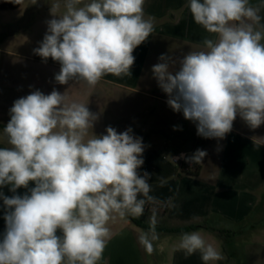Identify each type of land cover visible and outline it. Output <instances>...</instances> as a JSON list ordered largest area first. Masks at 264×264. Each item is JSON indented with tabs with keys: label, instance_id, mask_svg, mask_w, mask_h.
<instances>
[{
	"label": "clouds",
	"instance_id": "9594fccd",
	"mask_svg": "<svg viewBox=\"0 0 264 264\" xmlns=\"http://www.w3.org/2000/svg\"><path fill=\"white\" fill-rule=\"evenodd\" d=\"M20 0H16V3ZM37 0H32L35 4ZM145 0H62L51 3L53 18L34 52L61 64L55 81L94 87L105 75H130L134 50L154 30ZM194 22L215 38L190 50L177 63L162 54L152 72L167 104L196 123L197 135L223 140L237 115L250 128L264 124V0H188ZM98 114L69 101L67 91L37 90L17 99L3 129L9 147L0 148V186L28 188L30 195L2 196L8 211L0 241V264H99L111 239L110 222L139 217L149 195L150 174L138 171L145 146L129 128L93 132ZM175 130V129H174ZM264 138H254V143ZM207 155L197 149L187 162ZM167 206V205H166ZM155 215L138 242L148 253L159 237ZM60 231L62 235H57ZM179 248L199 251L204 264L223 259L199 232L183 233Z\"/></svg>",
	"mask_w": 264,
	"mask_h": 264
},
{
	"label": "crops",
	"instance_id": "0c3cea01",
	"mask_svg": "<svg viewBox=\"0 0 264 264\" xmlns=\"http://www.w3.org/2000/svg\"><path fill=\"white\" fill-rule=\"evenodd\" d=\"M6 1L0 0V5ZM250 2L259 4L261 0ZM187 4L188 0H145V18H152L154 30L134 50L135 62L130 75H105L94 87L82 81L57 83L55 75L61 68L58 61L46 63L30 57L27 60L35 70L27 73L21 62L25 59L19 53L0 47V125L6 126L9 122L10 109L17 99L37 90L45 95L54 89L61 94L67 91L70 102L85 104L91 112L98 114L93 128L100 126L108 112L117 113V107L108 106L111 97L130 96L131 117L147 115L156 106L169 109L168 95L158 86L152 72L153 65L159 63V57L164 54L177 61L172 67L175 72L184 55L190 50L202 49L205 38H215L194 22ZM261 16L264 17V9ZM144 120L147 128L149 118L146 116ZM144 136L148 137L149 133ZM254 138H264V124L253 129L237 115L232 131L223 139L214 156L212 168L204 161L194 164L200 166V171L196 177H191L185 172L194 171V166H181L183 173L179 174L169 164H160L157 172L169 184L161 192H150L149 195H155L154 205H167L168 212L165 214L163 209L146 204L143 214L136 218L147 225H150L147 219L155 215L157 225L163 220L181 226L207 223L219 230L236 231L237 234L227 240L229 249H224L222 238L210 230L201 228L193 232H199L223 257L209 264H224L226 254L240 264H264V227L259 225L264 221V141L254 143ZM9 146L0 127V148ZM150 153L147 157L151 164L142 170L141 175L146 171L153 176L156 171L152 148ZM181 153L188 157L187 152ZM33 187L35 183L30 181L28 188L21 187L12 192L11 185H4L0 186V194L9 198L14 195L22 197L30 195ZM7 211L0 197V241L6 231L4 216ZM109 227L111 239L99 264H204L199 251L188 255L179 248L181 235L170 240L171 236L156 232L159 238L153 242L154 251L148 253L138 242L139 234L147 229L137 226L128 217L110 222ZM246 227L254 231L248 240L244 239ZM57 235L62 233L58 231Z\"/></svg>",
	"mask_w": 264,
	"mask_h": 264
},
{
	"label": "rangeland",
	"instance_id": "374dc122",
	"mask_svg": "<svg viewBox=\"0 0 264 264\" xmlns=\"http://www.w3.org/2000/svg\"><path fill=\"white\" fill-rule=\"evenodd\" d=\"M56 2L58 0H37L33 4L32 0H24L17 11L0 10V47L19 53L22 56L21 58L25 59L21 60V62L23 63V69L27 73L35 70L34 65L27 59L30 57L35 58L34 49L39 47L47 33V21L53 18L50 13L51 3ZM59 2L61 3L59 12L62 13L64 11L62 1L59 0ZM84 2L88 3L90 0H84ZM108 101V106L113 107L112 109L117 107V113L108 112L105 114L100 126L93 128L92 132L96 136H102L107 134L106 128L109 126L114 128L117 133H122L130 128L134 137L142 138L145 150L142 156L144 164L138 170L140 174L144 168H147L148 165L150 166L151 163L150 160L148 161L149 157L147 156L148 153L149 155L151 154V148L153 149L154 169L156 171L149 179L150 192H161L163 187L169 184L168 181L164 180V176L157 172L160 164H169L179 174L183 173L181 164H175L172 160L174 155H178L182 151L187 152L188 157H191L197 149L206 151L207 155L203 161L209 165V168L213 167L211 165H213L214 156L219 152V147L223 140L207 139L197 135L196 123L186 120L182 112H175L171 107L167 109V106L164 108L156 106L152 108V112L145 114L149 118L146 128L145 115L136 117L129 115L132 106L130 96L122 98L119 96L111 97ZM146 133H149L148 137L144 136ZM151 217L147 219V222H150ZM155 225L157 224L155 223ZM158 225L167 227L181 226L176 222H168L166 220H163ZM259 225L264 227V221ZM244 231L247 234L244 238L245 240H248L249 234L254 232L249 227H246ZM169 236H171L170 240L176 238V235ZM222 241L224 242V240ZM228 246L224 245L226 249H229ZM224 257V264H240L236 258H230L227 254Z\"/></svg>",
	"mask_w": 264,
	"mask_h": 264
},
{
	"label": "trees",
	"instance_id": "16d2710c",
	"mask_svg": "<svg viewBox=\"0 0 264 264\" xmlns=\"http://www.w3.org/2000/svg\"><path fill=\"white\" fill-rule=\"evenodd\" d=\"M22 1L23 0H20V2L16 3V0H7L6 2H4L0 5V10H2V11L17 10L21 6ZM60 1H62V0H60ZM35 58L38 61L46 62V63H52L54 61L51 57H49L45 60L44 58H42L41 56H39L37 54L35 55ZM0 127L2 129H4L6 126L0 125ZM199 171H200V166L195 165L194 171H186L185 173L188 176L196 177L199 174ZM149 207H158L160 209H163L165 214L168 212L167 206H159V205L151 204ZM128 218L133 223H135L137 226L145 228L147 230L149 229L150 225L145 224V222L143 220L137 219L136 217H132V216H129ZM201 228L210 230L211 232L216 234L218 237L222 238V240H224V242H225V244H224L225 246L227 245V240L237 234L236 231L219 230L217 228L211 227L207 223H194V224H188V225H184V226H180V227H167V226L155 225V231L160 232V233L165 234V235H182L183 233H190V232L196 231V230L201 229ZM224 249H225V247H224Z\"/></svg>",
	"mask_w": 264,
	"mask_h": 264
},
{
	"label": "built area",
	"instance_id": "2783aa9c",
	"mask_svg": "<svg viewBox=\"0 0 264 264\" xmlns=\"http://www.w3.org/2000/svg\"><path fill=\"white\" fill-rule=\"evenodd\" d=\"M186 157L187 156L185 154L181 153L178 155H174L172 160L175 164H181V166H186V167H193L194 164L187 162Z\"/></svg>",
	"mask_w": 264,
	"mask_h": 264
}]
</instances>
